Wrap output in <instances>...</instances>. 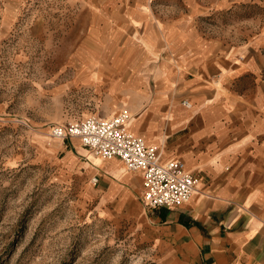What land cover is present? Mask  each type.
I'll use <instances>...</instances> for the list:
<instances>
[{"label":"rangeland","instance_id":"rangeland-1","mask_svg":"<svg viewBox=\"0 0 264 264\" xmlns=\"http://www.w3.org/2000/svg\"><path fill=\"white\" fill-rule=\"evenodd\" d=\"M157 22L243 49L264 82V0H0V264H171L137 229L157 211L93 186L90 170L116 163L88 168L77 140L50 136L104 116L111 98L92 64L130 70Z\"/></svg>","mask_w":264,"mask_h":264},{"label":"crops","instance_id":"crops-1","mask_svg":"<svg viewBox=\"0 0 264 264\" xmlns=\"http://www.w3.org/2000/svg\"><path fill=\"white\" fill-rule=\"evenodd\" d=\"M164 28L157 22L140 36L130 70L92 64L102 71L90 80L111 99L104 116H89L127 111L128 131L158 148L162 164L182 161L199 179L197 191L178 207L149 209L141 174L127 176L116 158L99 159L116 164L95 165L92 184L103 200L119 193L138 208L135 192L157 211L141 212L137 229L171 264H264V82L255 88V62L238 60L243 49L196 29ZM85 150L90 168L94 155Z\"/></svg>","mask_w":264,"mask_h":264},{"label":"built area","instance_id":"built-area-1","mask_svg":"<svg viewBox=\"0 0 264 264\" xmlns=\"http://www.w3.org/2000/svg\"><path fill=\"white\" fill-rule=\"evenodd\" d=\"M183 104L189 107L188 102ZM129 121L127 111L112 118L89 116L64 126H53L50 136L62 142L79 140L94 156L119 159L128 171L140 173L143 202L149 209L173 208L186 203L197 191L199 179L180 160L162 164L158 148L128 131ZM97 181V177L92 178L93 183Z\"/></svg>","mask_w":264,"mask_h":264},{"label":"bare ground","instance_id":"bare-ground-1","mask_svg":"<svg viewBox=\"0 0 264 264\" xmlns=\"http://www.w3.org/2000/svg\"><path fill=\"white\" fill-rule=\"evenodd\" d=\"M95 159V158H94ZM99 159V158H98ZM96 161H98V160H96ZM98 162H100V161H98ZM100 164H101V162H100Z\"/></svg>","mask_w":264,"mask_h":264}]
</instances>
